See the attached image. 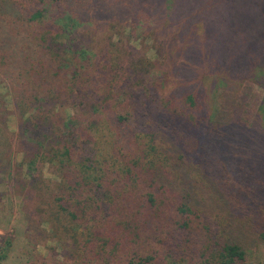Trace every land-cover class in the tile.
Here are the masks:
<instances>
[{"label": "trees", "instance_id": "obj_1", "mask_svg": "<svg viewBox=\"0 0 264 264\" xmlns=\"http://www.w3.org/2000/svg\"><path fill=\"white\" fill-rule=\"evenodd\" d=\"M149 20L163 61L80 44L84 22ZM0 77L28 164L59 171L55 209L90 246L101 232L120 249L151 221H171L173 239L202 230L201 179L236 221L220 223L226 237L206 247L207 264H246L264 245V99L244 125L218 123L206 98L218 82L264 88V0H0ZM66 105L74 112L57 116Z\"/></svg>", "mask_w": 264, "mask_h": 264}, {"label": "rangeland", "instance_id": "obj_2", "mask_svg": "<svg viewBox=\"0 0 264 264\" xmlns=\"http://www.w3.org/2000/svg\"><path fill=\"white\" fill-rule=\"evenodd\" d=\"M84 23L80 27V44L90 51L93 49L94 53L101 54L114 42L127 54L126 49L133 45L151 60L164 59V53L160 56L157 52L160 41L154 38V25L150 20L147 25L143 21L136 23L133 30L131 26L123 29L124 26H102V22ZM171 78L169 74L168 79ZM173 81L176 83V77ZM206 96L212 98L211 112L218 123L252 125L263 103L264 88L252 77L231 83L218 82ZM11 99L9 87L0 77V264H136L147 255L153 256L147 264H207L206 247L226 237L223 232L228 229L220 223L234 221V209L230 215L223 212L222 205L211 192L210 183L209 187L202 179L196 181L195 198L203 213V219L198 220L202 230H185L173 239L169 234L177 226L171 221H151L139 228V238L129 239L120 249L114 248L115 239L101 232L95 235L90 246L80 234L82 230L75 233L74 225L55 209L54 200L62 183L59 171L50 163L28 164L18 138L19 114L4 112L5 106L14 110ZM68 105L57 106V116L73 113ZM33 114L36 117L37 114ZM11 137H14L13 142L9 140ZM227 171L230 175L228 168ZM231 176L239 183L237 174L233 172ZM168 244L174 248L167 251ZM135 251L139 252L136 260L133 258ZM246 264H264V245L248 251Z\"/></svg>", "mask_w": 264, "mask_h": 264}]
</instances>
